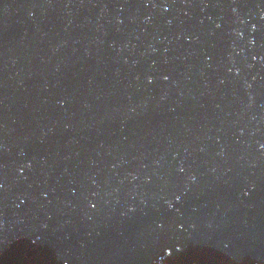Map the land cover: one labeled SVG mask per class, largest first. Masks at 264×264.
Returning <instances> with one entry per match:
<instances>
[{"label":"water","instance_id":"water-1","mask_svg":"<svg viewBox=\"0 0 264 264\" xmlns=\"http://www.w3.org/2000/svg\"><path fill=\"white\" fill-rule=\"evenodd\" d=\"M264 264V0H0V264Z\"/></svg>","mask_w":264,"mask_h":264},{"label":"rangeland","instance_id":"rangeland-1","mask_svg":"<svg viewBox=\"0 0 264 264\" xmlns=\"http://www.w3.org/2000/svg\"><path fill=\"white\" fill-rule=\"evenodd\" d=\"M163 264H167V263H163Z\"/></svg>","mask_w":264,"mask_h":264}]
</instances>
